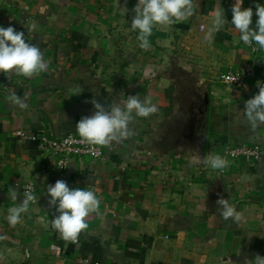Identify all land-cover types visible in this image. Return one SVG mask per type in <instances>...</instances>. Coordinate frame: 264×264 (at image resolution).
I'll list each match as a JSON object with an SVG mask.
<instances>
[{
	"label": "crops",
	"instance_id": "crops-1",
	"mask_svg": "<svg viewBox=\"0 0 264 264\" xmlns=\"http://www.w3.org/2000/svg\"><path fill=\"white\" fill-rule=\"evenodd\" d=\"M136 3L0 0V26L23 32L47 63L30 78L0 74V264H245L264 257V159L226 160L227 167L212 169L196 157L200 149L206 158L223 157L229 143L264 147V125L253 128L242 112L258 94L257 81L264 82V49L245 45L230 25L212 43L204 39L217 0H192L191 17L154 27L151 47L141 49L130 30ZM234 3L221 0L229 24ZM257 3L264 0H243V7L255 12ZM178 66L211 94L207 134L198 135L191 153L162 145L166 127L157 131L171 122L178 96L169 95L174 83L162 75L172 73L175 82ZM242 68L257 72L248 89L223 85L222 75ZM129 96L150 98L158 111L134 118L123 139L103 146L105 159L72 157L60 170L41 139L79 137L76 124L94 114L93 100L122 106ZM58 180L100 201L74 243L51 226L58 213L47 187ZM28 183L37 187L36 200L11 226L8 209L22 203ZM221 197L240 213L237 222L223 220Z\"/></svg>",
	"mask_w": 264,
	"mask_h": 264
},
{
	"label": "clouds",
	"instance_id": "clouds-1",
	"mask_svg": "<svg viewBox=\"0 0 264 264\" xmlns=\"http://www.w3.org/2000/svg\"><path fill=\"white\" fill-rule=\"evenodd\" d=\"M135 15L130 24V30L138 33L139 47L147 50L151 47L150 37L156 26H166L182 22L194 14L192 0H137L133 9ZM232 19L226 18L225 9L221 0H217L212 13L211 26L208 28L204 39L212 43L215 34L230 25L231 29L245 45H258L264 49V4L257 3L255 12L252 8L245 9L243 0H235L231 8ZM258 19L255 27L253 16ZM47 63L43 58L41 49L26 42L23 32L16 31L9 26H0V74H15L18 76L32 77L44 72ZM258 94L246 101L242 110L244 117L253 128L264 125V82L257 81ZM13 103L21 108L25 105L17 97L12 98ZM95 112L90 117H84L76 124L81 143L106 146L111 142H118L127 135L129 123L134 118H149L158 111L157 104L150 98L129 96L121 104H112L108 107L96 100L92 101ZM205 163L212 169L227 167V161L219 156H209ZM10 197L17 200V190L9 189ZM22 203L8 209L7 222L15 226L21 221L22 214L29 209L30 203L36 200L31 190H25ZM49 205L58 213L52 219V228L65 240L74 243L78 235L88 228L86 222L90 214L97 212L100 201L95 193L90 190L70 189L63 180H58L54 185L47 187ZM222 209L223 220L229 219L237 222L240 213L229 203L228 199L220 198L216 202ZM245 264H264V257L257 256Z\"/></svg>",
	"mask_w": 264,
	"mask_h": 264
},
{
	"label": "water",
	"instance_id": "water-1",
	"mask_svg": "<svg viewBox=\"0 0 264 264\" xmlns=\"http://www.w3.org/2000/svg\"><path fill=\"white\" fill-rule=\"evenodd\" d=\"M173 74L179 88L177 107L171 122L166 126V134L160 137V141L162 145L166 141H168L166 144L170 142L172 149L177 152L181 150L182 153H191L190 149L200 144L198 135L202 132L207 134L211 94L186 69L175 67ZM196 157L203 167L206 153L200 149V154Z\"/></svg>",
	"mask_w": 264,
	"mask_h": 264
},
{
	"label": "built area",
	"instance_id": "built-area-1",
	"mask_svg": "<svg viewBox=\"0 0 264 264\" xmlns=\"http://www.w3.org/2000/svg\"><path fill=\"white\" fill-rule=\"evenodd\" d=\"M204 26H202V29ZM257 77V72L253 68H242L229 71L222 75L221 82L224 86L234 90H246L249 88L250 81ZM21 135V134H20ZM47 150L58 159V167L65 171L72 157H89L96 160L105 159L103 146L89 145L81 143V139L75 135H69L61 140H50L46 137L41 139ZM223 158L225 160L237 161L244 160L248 163L260 162L264 159V147L259 145L247 146L229 143L224 148ZM25 190H31L36 197L37 187L34 183H28ZM85 264H100L84 259Z\"/></svg>",
	"mask_w": 264,
	"mask_h": 264
},
{
	"label": "rangeland",
	"instance_id": "rangeland-1",
	"mask_svg": "<svg viewBox=\"0 0 264 264\" xmlns=\"http://www.w3.org/2000/svg\"><path fill=\"white\" fill-rule=\"evenodd\" d=\"M162 78H164V79H167L168 80V82L169 81H171V83H174V84H171L172 86V88H170L169 90V95L170 96H173V98H174V100L176 99V95H177V93H178V90H179V88H178V86L175 84V82L172 80V73H170V72H168L167 74H165V75H162ZM176 102V101H175ZM169 115H173V112L172 113H170L169 112ZM169 118V117H168ZM167 118V119H168ZM169 120V119H168ZM167 120V121H168ZM166 121H164V122H161V124L159 125V129L157 130V131H159V130H161V128H163V126H167L169 123H165Z\"/></svg>",
	"mask_w": 264,
	"mask_h": 264
}]
</instances>
